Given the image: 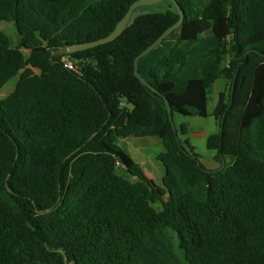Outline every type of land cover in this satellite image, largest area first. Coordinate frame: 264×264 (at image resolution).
Segmentation results:
<instances>
[{
	"label": "trees",
	"instance_id": "16d2710c",
	"mask_svg": "<svg viewBox=\"0 0 264 264\" xmlns=\"http://www.w3.org/2000/svg\"><path fill=\"white\" fill-rule=\"evenodd\" d=\"M137 1L0 0V23L19 34L12 46L0 32V92L17 79L0 98V264H264V0H210L203 12L177 0L180 35L147 80L158 93L134 61L179 21L170 1L112 43L60 53L110 35ZM207 33L218 43L209 75L182 79ZM27 66L38 72L20 77ZM219 79L207 147L220 168L208 170L165 100L173 116L207 118ZM130 138L160 139L161 190L117 143Z\"/></svg>",
	"mask_w": 264,
	"mask_h": 264
},
{
	"label": "rangeland",
	"instance_id": "374dc122",
	"mask_svg": "<svg viewBox=\"0 0 264 264\" xmlns=\"http://www.w3.org/2000/svg\"><path fill=\"white\" fill-rule=\"evenodd\" d=\"M0 32H4L12 43V46L17 45L19 34L16 27L12 23L2 22L0 23ZM179 32H176L170 39H176L179 37ZM174 48V42L168 40L154 49L151 53L143 57L138 65V71L142 78L148 80L151 68L157 63L159 59L168 55ZM217 48V39L212 33L204 34L197 46L196 54L191 56L184 69L181 72V78L185 80L201 77V73L209 70L210 59L216 55L215 50ZM24 52L29 54L30 47L27 45L24 47ZM213 52V53H212ZM31 66L25 67L20 77H27L37 73ZM205 73V74H206ZM17 79L10 81L0 92V98L4 99L9 96L16 85ZM225 89V80L219 79L209 96L208 104V117H184L176 114L174 116L175 125L180 128L181 125L187 124L189 126V135L187 140L194 148L200 163H202L208 170H217L220 168V164L215 160L217 153L209 150L207 147V140L213 134L219 132V125L216 122L213 113L219 100L220 93ZM118 145L126 151V153L142 168L145 174L152 180L154 186L159 190L162 189V178L164 175V169L162 165L157 162V157L164 152V148L159 138H147V139H120ZM118 174L134 180L130 175L126 173L125 168L122 165L118 167ZM163 193V192H162ZM158 210L161 209V205L155 206ZM169 238L176 241V234L171 231H166Z\"/></svg>",
	"mask_w": 264,
	"mask_h": 264
},
{
	"label": "water",
	"instance_id": "95a60500",
	"mask_svg": "<svg viewBox=\"0 0 264 264\" xmlns=\"http://www.w3.org/2000/svg\"><path fill=\"white\" fill-rule=\"evenodd\" d=\"M164 1H170L177 8L178 13L180 15V19L175 25H173L167 31H165L151 46H149L143 53H141L134 61L135 77L143 85L149 88L152 92L158 93L157 90L147 80H145L144 78L140 76L139 71H138V65H139L140 60L143 57H145L146 55L151 53L154 49H156L158 46H160L162 43H164L166 39H168L173 33H175V31H177L183 25L184 20H185V14L182 8L179 6L177 0H138L131 6L126 16L121 20V22L116 26L115 30L110 35H108L107 37L103 39L89 42V43L68 45L64 49H61L60 53L72 55L78 52L88 51L96 47L112 43L115 40H117L126 31L128 27H131L135 23L137 18L143 15L152 13V11L144 10L143 8L151 7V6L160 4ZM233 93H234V85L231 89V97L233 96ZM165 101L167 105V111H168L170 123L172 125L173 130L177 134V129H176L175 121H174L172 108L170 106L169 101L167 99ZM231 103H232V100L230 102V106H231ZM220 132L222 133V129ZM177 139H178V136H177ZM224 167H225V164L223 163L221 169H223ZM7 188L11 192V189L9 188L8 184H7Z\"/></svg>",
	"mask_w": 264,
	"mask_h": 264
},
{
	"label": "crops",
	"instance_id": "0c3cea01",
	"mask_svg": "<svg viewBox=\"0 0 264 264\" xmlns=\"http://www.w3.org/2000/svg\"><path fill=\"white\" fill-rule=\"evenodd\" d=\"M209 1L210 0H196V3H197V5H198V7H199V10L201 11V12H203L205 9H206V7L208 6V4H209ZM199 44V43H198ZM198 44H197V46H198ZM218 44V43H217ZM213 53V52H212ZM215 59H216V55H214L210 60V66H209V70H207V73L206 72H203V73H201V77H199V78H194V79H200V78H206L208 75H209V73H210V70H211V67H212V65H213V63H214V61H215ZM224 62H225V65H227V63H228V59L227 58H225V60H224ZM184 69V68H183ZM183 69H181L180 71H179V76L181 77V72H182V70ZM206 73V74H205ZM149 79V78H148ZM190 80V79H189ZM225 86H226V81H225ZM129 108H131V106H128Z\"/></svg>",
	"mask_w": 264,
	"mask_h": 264
},
{
	"label": "built area",
	"instance_id": "2783aa9c",
	"mask_svg": "<svg viewBox=\"0 0 264 264\" xmlns=\"http://www.w3.org/2000/svg\"><path fill=\"white\" fill-rule=\"evenodd\" d=\"M62 62L66 69L71 70L75 73H79V67L74 61L70 60L69 58H63Z\"/></svg>",
	"mask_w": 264,
	"mask_h": 264
}]
</instances>
